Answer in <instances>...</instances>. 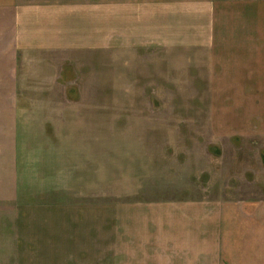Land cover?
Wrapping results in <instances>:
<instances>
[{
    "label": "rangeland",
    "instance_id": "obj_1",
    "mask_svg": "<svg viewBox=\"0 0 264 264\" xmlns=\"http://www.w3.org/2000/svg\"><path fill=\"white\" fill-rule=\"evenodd\" d=\"M55 1L69 2L47 17L37 40L51 48L47 56L57 61L48 63L59 74L33 78L25 130L30 148L48 146L57 167L71 168H56L49 198L37 181L42 173L30 171L38 203L0 219V264H160L116 252L127 249L128 206L187 200L260 201L262 246L245 261L238 250L232 257L264 264V168H240L254 165V143L241 157L230 137L238 135L210 123L211 112H222L213 102L223 94L212 91L228 64L221 44L237 46L239 8L264 0ZM52 200L70 207L68 218L38 214ZM92 204L101 211L96 235L94 216L83 211ZM135 238L138 246H128L142 248Z\"/></svg>",
    "mask_w": 264,
    "mask_h": 264
},
{
    "label": "crops",
    "instance_id": "obj_2",
    "mask_svg": "<svg viewBox=\"0 0 264 264\" xmlns=\"http://www.w3.org/2000/svg\"><path fill=\"white\" fill-rule=\"evenodd\" d=\"M68 2L0 0V219L13 218L19 207L23 214L26 207L23 205L38 203L28 191L33 188L34 177L30 174L33 168H38V174L42 173L37 181H42L41 189H47L43 191L45 194L41 192L44 195L54 190L51 177L56 168H71L69 162L57 167L54 150L48 146H38L37 150L30 148V136L25 130L30 122L27 110L35 108V102L29 98V93L36 91L33 78H51L59 74L48 63L47 52L51 48L44 40H37L38 30L46 29L43 24L47 17L52 20L55 14L63 13ZM69 11L65 12L66 16ZM239 19L237 46L221 44L228 54V64L226 71L214 81L212 91L223 94L221 107V98V102H213L222 112H211L210 123L214 127L217 125L221 134L238 135L230 137L239 139L241 157L254 143V165L247 166L242 161L240 168H264V2L240 7ZM213 105H208L207 109ZM144 203L137 212L133 205L128 206L131 213H126L129 220L127 239L124 243L120 241L127 249L118 248L116 252L140 253L132 258L160 264L166 261L171 264H234L232 253L238 250L245 261L243 256L247 252H256L253 246H262L263 234L258 232L262 220L260 201L222 205L218 204L221 202L198 200ZM45 205V210V206L38 208V214L46 215L45 219L58 221L70 215V207L65 208L64 204L62 208L57 207L52 200ZM96 206H88L87 212L83 209L91 218L94 216L93 227L90 224L89 228L94 229L95 235L101 232V211ZM232 211L235 228L231 227ZM135 237H142V248L128 246L131 243L138 246ZM126 258L129 259L127 255Z\"/></svg>",
    "mask_w": 264,
    "mask_h": 264
}]
</instances>
